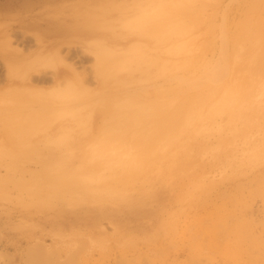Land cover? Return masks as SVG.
Returning <instances> with one entry per match:
<instances>
[{"label":"rangeland","instance_id":"1","mask_svg":"<svg viewBox=\"0 0 264 264\" xmlns=\"http://www.w3.org/2000/svg\"><path fill=\"white\" fill-rule=\"evenodd\" d=\"M49 1L60 3L59 11L73 13L79 24H93L96 16L102 18V24L95 20L96 26H112L126 10L128 19L136 16L124 5L122 10L124 0ZM129 1L140 3L145 27H162L169 17L175 29L103 32L106 36L98 38L112 56L96 53L100 47L66 46L77 53L85 72L81 76L92 85L100 74L97 61L114 63L126 45L124 35L146 45L133 53L138 63H152L159 56L181 62L184 66L168 75L190 79L199 60L214 56L225 19L229 34L239 35L258 3ZM263 6L256 16H264ZM254 34L243 36L256 51L254 92L236 95L229 104L208 100L193 117L183 107L187 98L210 96L219 86L188 89L173 78L160 80V88L145 84L138 90L143 95L136 91L127 100L122 98L127 92L119 89L93 98L60 89L33 104L5 98L0 103V264H252L251 259L264 264V44L257 45ZM11 40L0 38L1 53L14 51ZM155 41L158 49L152 47ZM8 70L5 61L0 79L5 80ZM239 103L244 110L236 109ZM205 108L215 112L209 121ZM69 114L74 115L65 117ZM60 116L64 122L72 120L69 126L57 128L64 123L57 120ZM182 132L194 137L192 144L178 147L175 139ZM101 140L108 146L97 156Z\"/></svg>","mask_w":264,"mask_h":264},{"label":"crops","instance_id":"2","mask_svg":"<svg viewBox=\"0 0 264 264\" xmlns=\"http://www.w3.org/2000/svg\"><path fill=\"white\" fill-rule=\"evenodd\" d=\"M59 4L49 0H0V38L11 37L13 40L9 42L14 47V51L6 54L0 52V65L5 61L9 63L5 80L0 79V103H4L5 98L13 99L15 104L40 102L60 89L84 98L101 96L112 89L125 90V85L120 79L117 80L118 74L110 75L108 69L100 71L96 84H90L88 77L85 80L79 73L82 68L77 53L65 47L83 44L86 48L100 47L99 52H102L105 41L98 37L106 36L104 31L131 30L96 26V19L97 23L102 24V18L96 16L92 19L93 24L76 23L73 13L59 11ZM128 15L127 10L119 13L121 20L128 19ZM30 37L34 39L25 40ZM123 39L126 45L119 50L121 53L142 44L136 39V44L129 46L132 40L125 35ZM119 41H122V37ZM61 57H66V62ZM73 115L65 117L72 118ZM65 117L58 121L64 122ZM71 122L61 123L57 128L62 129Z\"/></svg>","mask_w":264,"mask_h":264},{"label":"bare ground","instance_id":"3","mask_svg":"<svg viewBox=\"0 0 264 264\" xmlns=\"http://www.w3.org/2000/svg\"><path fill=\"white\" fill-rule=\"evenodd\" d=\"M125 1V0H124ZM122 1V4H121V8L122 6L124 5V9H129V11H135L136 13V16L134 17V15H132L133 19H126V20H121V19H116V23H114V25H107V27H125V28H128L130 29L131 31L130 32H160V29L166 27L167 28V32L171 31V30H174L175 29V26L174 23L172 25V18L170 19L168 17L167 19V24L165 23V20H163V25L162 27H159L158 28V23L156 25H154L153 27H145V24H144V21H143V17H142V7H138V6H141L139 2H135L134 4H131L133 3V1ZM150 0H144V2H148ZM163 1V0H162ZM174 1V0H173ZM182 1V0H181ZM188 1V0H186ZM201 1V0H200ZM206 1V0H205ZM209 1H212V0H209ZM218 1V0H217ZM155 2V1H154ZM191 2V1H189ZM196 2V1H195ZM163 3V2H161ZM208 3V1H207ZM264 2L263 0H258V3L256 4V7H255V10H253V14L246 18V21H247V24L245 26H242L239 27L241 29L239 35L237 34H234L233 31H231V36H229V32H228V27H227V24L225 23V21L223 22V27L222 29H220V36H219V43H218V47H216V52L213 54L214 56L212 57H209L207 58V56H205L206 58H203L201 61L199 60V62L195 65L197 68H196V71H195V74L192 78L188 79L186 77H181V76H178V75H173V76H170L168 75V73H170L171 71H174V70H178V69H181L184 64L182 66L180 65V63H177L175 61L172 62V60L168 61V60H164V59H161L159 57H157V61H154L152 63H148V64H143V63H138L134 57V54L133 53H138L140 52L141 50L139 48H142V46H146L145 44H140V46H134L132 48H127V51L125 52H120L121 54H119V56L116 57V59H112L114 60L115 64H107L106 62H101V60L97 61V66L95 65V69H99V71H103L104 72L108 69V71L110 72V75L112 74H118L117 76V80H121V82L125 85V90H123V92H127L126 94H124V96L122 97L123 100H127L126 98L131 95V93H135L136 91H138L139 89L142 88L143 85L145 84H148V87L150 88H153V87H157L159 86L160 88V85L162 86L163 82L165 83V81L167 79H173V78H179V82H182L181 84L184 85L186 88L188 89H196V88H199V87H204V88H207V87H217L219 86V88L214 92L212 90V92H214L212 95L210 96H206V97H198V98H195V97H191L189 96L184 104V108L187 110H189V116L190 117H193L192 115L194 113H196L198 110H200V107L201 105H204V103L206 104L208 100L212 101V102H217V100L219 101V104L222 103V102H225L227 104L230 103L229 99L233 100L234 97H236V95L238 96L239 94L242 93V95H245V96H249L251 94V91L254 90V87H253V76H252V73H253V68L255 67H252L254 64H253V61L255 60L254 57H256V55L253 52L252 50H250L248 47V44L247 43V39H245L244 36V33L245 35H250V33L254 32L255 36L257 37L256 38V42H257V45H260V44H264V37L262 38V35L264 33V16H256V14H254V12H256L261 5H263ZM187 4V3H186ZM211 4V3H210ZM214 4V3H213ZM131 5V6H130ZM152 5V4H151ZM150 5V6H151ZM172 5V4H171ZM185 5V4H184ZM196 5V4H195ZM193 5V6H195ZM154 6V5H153ZM179 6H182V5H179ZM190 6V5H189ZM211 7V6H210ZM264 7V6H263ZM153 8H156V7H153ZM202 8V7H201ZM122 8V10H124ZM253 9V8H252ZM251 9V10H252ZM261 9V8H260ZM151 11V10H150ZM149 11V12H150ZM198 12V11H197ZM261 13V11H260ZM263 13V12H262ZM194 14V13H193ZM222 14H225V11L224 13ZM144 15V14H143ZM192 15V14H191ZM201 15V14H200ZM147 16V15H146ZM193 16V15H192ZM152 17L155 18L157 17V13H153L152 14ZM176 17V16H175ZM183 17V16H182ZM194 17V16H193ZM198 17V16H197ZM201 17V16H200ZM204 17V16H203ZM227 17V16H225ZM151 18V17H150ZM161 18V17H160ZM186 18V17H185ZM191 18V17H190ZM196 18V17H195ZM146 19V18H145ZM189 19V18H188ZM228 19V18H227ZM129 20H132L133 24L131 25H128L129 23ZM154 20V19H152ZM186 21V20H185ZM210 21V20H209ZM208 21V22H209ZM201 22V21H200ZM206 22V23H208ZM197 23V22H196ZM195 23V24H196ZM203 23V22H202ZM205 23V24H206ZM210 23V22H209ZM190 24V23H189ZM212 24V23H211ZM222 24V22H221ZM148 25V24H147ZM201 24H199L200 26ZM210 25V24H209ZM194 26V25H192ZM191 28H194L192 27ZM187 27V26H186ZM212 27V25H211ZM210 27V28H211ZM234 27V25H233ZM207 28V27H206ZM186 30V29H185ZM184 30V32H185ZM211 30V29H210ZM231 30V29H230ZM164 31V29H163ZM162 31V32H163ZM200 31V30H199ZM208 31V30H207ZM106 32V31H104ZM204 32V31H203ZM211 32V31H209ZM246 32H249V33H246ZM208 34V33H207ZM157 35V34H156ZM155 35V36H156ZM167 35V34H166ZM174 35V34H173ZM172 35V36H173ZM187 35V34H185ZM184 35V36H185ZM213 35V34H212ZM206 37V36H205ZM218 37V36H217ZM252 38V37H251ZM173 39V38H172ZM250 39V38H249ZM191 40V39H190ZM213 40V39H212ZM215 40V39H214ZM148 41V40H147ZM176 41V40H175ZM183 41V40H182ZM184 41H186L184 39ZM183 41V42H184ZM207 41V40H206ZM230 41H233V44L231 45V42ZM251 41V39H250ZM145 42V41H144ZM181 42V41H180ZM197 42V41H196ZM210 42V41H209ZM216 42V40H215ZM153 43V46L152 47H155L154 49H158L160 47V44L159 42H152ZM151 43V44H152ZM176 43V42H174ZM204 43V42H203ZM213 43V42H212ZM133 44H136V42H131V44H129V46L133 45ZM186 44V43H184ZM253 44V43H252ZM182 45V44H181ZM213 45V44H212ZM183 46V45H182ZM196 46V45H195ZM181 47V46H180ZM210 47V46H209ZM208 47V49H209ZM212 48L215 49V47L212 46ZM254 48V47H253ZM182 49V48H181ZM100 50V49H98ZM98 50H96V53H102L104 54L105 56H108V55H111V53L106 50V49H101L102 52H98ZM182 51V50H181ZM199 52V51H198ZM181 53V52H180ZM197 53V52H196ZM188 54H192V53H188ZM138 54H135V56H137ZM175 55V54H174ZM112 56V55H111ZM163 56V55H162ZM179 56V55H178ZM182 56V55H181ZM192 56V55H191ZM194 57V56H193ZM197 57V56H196ZM204 57V56H203ZM250 57H253V58H250ZM66 57H61V60L63 62H66ZM97 58V57H96ZM166 59V58H165ZM169 59V58H168ZM175 59V58H174ZM177 59V58H176ZM180 60V58H178ZM197 59V58H196ZM135 60V62H134ZM188 61V60H187ZM192 63V62H191ZM193 64V63H192ZM191 65V64H190ZM246 65V67H242ZM194 66V67H195ZM190 67V66H189ZM260 68V67H259ZM184 72V71H183ZM79 73H81V75L83 77H85V73L84 72V69L83 71H79ZM255 73V72H254ZM184 75V73H183ZM261 75V74H260ZM187 76V75H186ZM116 80V81H117ZM161 80V82H160ZM110 82V81H108ZM152 82H155V83H152ZM173 82V81H172ZM168 86V84H166ZM170 85V84H169ZM165 86V87H167ZM181 86V85H180ZM171 87V85H170ZM249 88V89H248ZM166 89V88H165ZM164 89V90H165ZM179 89V87L177 88ZM181 89V88H180ZM248 89V90H247ZM129 90H131V92H129ZM134 90V91H132ZM146 90V89H145ZM144 90V91H145ZM198 90V89H197ZM201 90V89H200ZM203 90V88H202ZM247 90V91H246ZM263 92L262 94H264V88L261 89ZM171 91V90H170ZM180 91V90H179ZM194 91V90H193ZM111 92V91H110ZM162 92V91H161ZM166 92V91H165ZM254 92V91H253ZM109 93V92H108ZM173 93V92H172ZM190 93V92H188ZM107 94V93H106ZM135 94H142L141 91H138L137 93ZM153 94V92H152ZM165 94V93H164ZM177 94V93H176ZM143 95V94H142ZM174 94H172V97H173ZM181 95V94H180ZM187 95V94H186ZM261 95V94H260ZM134 96V95H133ZM150 96V95H149ZM155 96V95H154ZM160 96V95H159ZM168 96V94H167ZM171 96V95H170ZM126 97V98H125ZM83 98V97H82ZM125 98V99H124ZM130 98V97H129ZM141 98V97H140ZM157 98V96H156ZM166 98V97H165ZM182 98V97H181ZM80 99V98H79ZM171 99V98H170ZM237 99V98H236ZM246 99V98H245ZM78 100V99H77ZM178 100V99H177ZM205 100V102H203ZM241 100V99H240ZM82 101V99H81ZM150 101V100H149ZM166 101V100H165ZM38 103V101H36ZM36 102H33V103H36ZM42 102V101H40ZM79 102V101H78ZM180 102V101H179ZM203 102V103H202ZM32 103V104H33ZM84 103V102H83ZM137 103V101H136ZM176 103V102H175ZM201 103V104H200ZM210 103V102H209ZM218 104V103H217ZM209 105V104H208ZM215 105V104H214ZM238 110L242 111L245 109V104H237L236 106ZM117 108V107H116ZM213 108V107H211ZM126 109V108H125ZM210 109V108H209ZM221 109L223 111H227L228 110V107L227 106H223L221 107ZM133 110V109H132ZM150 110V109H149ZM216 110L217 112L219 111V108H216L214 109ZM153 111H155L153 109ZM127 112V111H126ZM223 113V112H222ZM215 112H212L207 110L205 108V115L204 117L206 118L205 121H209L211 119L212 116H214ZM219 114V113H218ZM138 115V114H137ZM143 115V114H142ZM227 115V114H226ZM146 116V115H145ZM61 118L63 116H60ZM201 117V116H200ZM139 118V117H138ZM60 118H58L57 120H59ZM135 119V118H133ZM153 119V118H152ZM155 119V118H154ZM159 119V118H158ZM162 119V118H161ZM160 119V120H161ZM150 120V119H149ZM190 120V119H189ZM234 121V120H233ZM143 122V121H142ZM195 123V120L192 118V120L190 122L187 123V128H190L189 130H192V127L191 126L192 124ZM231 124V123H230ZM52 125V124H51ZM230 126V125H229ZM19 127V126H18ZM17 128V127H16ZM194 128V127H193ZM29 129V128H28ZM27 129V130H28ZM38 129V128H37ZM17 129H15L16 131ZM24 130V129H23ZM30 130V129H29ZM182 131V130H181ZM186 131V130H185ZM22 132V131H21ZM20 132V133H21ZM35 132V131H34ZM127 132V131H126ZM19 133V134H20ZM23 134V133H22ZM20 134V135H22ZM31 136V135H30ZM194 140V137L193 136H190L188 135V133H185V132H182L181 134H179L177 136V138L175 139V142L176 144L179 146H181V142H182V145L184 144L186 147L187 145H190L192 144V141ZM225 140V139H224ZM22 141V140H21ZM202 141H201V145H202ZM228 144V143H227ZM105 146H108V144L105 143V140H101L100 142L97 143V146H96V150H97V156L101 155L104 153V150H105ZM149 157H152V156H149ZM153 158V157H152ZM98 197V196H96ZM96 202V201H95ZM224 205V204H223ZM219 207V206H218ZM217 211L218 208L216 210H213L211 213V216L210 218L213 219L214 217H216L215 215L217 214ZM221 211V209H220ZM224 211V210H223ZM252 212V211H251ZM215 213V214H214ZM246 213V212H245ZM221 215L222 214H225L224 212L223 213H220ZM228 215V214H226ZM238 215V214H237ZM223 216V215H222ZM231 216V215H230ZM218 217V216H217ZM229 217V216H228ZM202 219V217H200ZM221 218V216H220ZM243 219V218H242ZM225 220V219H224ZM244 220V219H243ZM242 220V221H243ZM223 223V222H222ZM213 227H215V223L212 225ZM241 225H239L240 227ZM243 228H244V225L242 224ZM238 227V228H239ZM237 229V228H236ZM215 230V228H214ZM235 231V229H234ZM233 231V232H234ZM239 229H237V233L236 234H240L241 230L239 231ZM252 231V230H251ZM264 231V230H263ZM253 232H249L248 235H251L252 237L250 238H253V236L256 237V235H252ZM255 233V232H254ZM253 233V234H254ZM243 234V233H242ZM256 234V233H255ZM247 235V234H246ZM238 236V235H237ZM243 236V235H242ZM241 236V237H242ZM240 237V238H241ZM244 237H246L244 235ZM260 237V236H259ZM249 238V239H250ZM246 239V238H245ZM256 241H259L257 240L256 238H254ZM260 239V238H259ZM238 240H239V236H238ZM242 240V238H241ZM263 239H261L260 241H262ZM252 241V240H250ZM254 241V240H253ZM252 241V243H253ZM228 242V241H227ZM237 242V241H236ZM239 243H241V241H239ZM259 243V242H258ZM264 243V242H263ZM236 244V243H235ZM249 245V243H247ZM251 244V243H250ZM257 244V242L255 243ZM261 244V243H259ZM233 245V243H232ZM240 245V244H239ZM253 246V244H251ZM264 245V244H263ZM237 247V246H236ZM242 247V245H241ZM240 248V247H239ZM251 248V247H250ZM249 248V249H250ZM260 249V248H259ZM253 252V251H252ZM255 252V251H254ZM253 252V253H254ZM258 252V250H257ZM264 253V252H263ZM258 258V257H256ZM255 262V259H251L250 262ZM253 262V263H254ZM252 263V264H253ZM235 264V262H234ZM240 264V262H239ZM248 264V263H247ZM251 264V263H250ZM259 264H260V260H259Z\"/></svg>","mask_w":264,"mask_h":264}]
</instances>
